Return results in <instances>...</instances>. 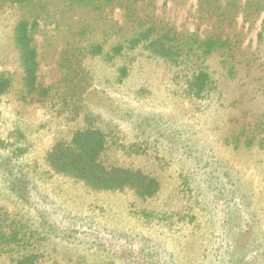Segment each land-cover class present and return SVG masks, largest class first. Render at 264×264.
Masks as SVG:
<instances>
[{"label":"rangeland","instance_id":"obj_1","mask_svg":"<svg viewBox=\"0 0 264 264\" xmlns=\"http://www.w3.org/2000/svg\"><path fill=\"white\" fill-rule=\"evenodd\" d=\"M134 7L128 23L118 3H0V73L12 80L0 99V217L26 234L41 264H264V148L234 144L264 114V14L252 25L238 19L232 63L249 57L250 70L229 77L230 64L210 61L217 89L195 100L171 68L140 50L109 63L79 55L94 43L109 51L149 13L179 32L206 29L195 0ZM20 19L38 53L40 100L23 98L11 35ZM88 126L107 135L105 162L159 181L153 198L91 190L46 167L55 140ZM26 252L0 247V264Z\"/></svg>","mask_w":264,"mask_h":264},{"label":"trees","instance_id":"obj_2","mask_svg":"<svg viewBox=\"0 0 264 264\" xmlns=\"http://www.w3.org/2000/svg\"><path fill=\"white\" fill-rule=\"evenodd\" d=\"M74 2L101 9L113 3L132 15L137 13L134 5L148 3L152 0H73ZM28 0H0L1 4L23 5ZM196 9L206 29L202 36L198 33L179 32L173 25L155 18L152 14L133 19V30L107 51L101 43H94L78 50L79 55L100 58L109 63L122 58L127 53L140 50L147 57L163 62L173 70L174 80L180 83L182 93L195 100H203L215 89L217 83L210 70V61L228 67L232 77L238 71L250 70L251 60L242 53L239 60L241 67L232 62L242 44L241 32L236 31L238 19L242 24H253L264 14V0H195ZM136 17V16H135ZM131 18V19H130ZM250 25V26H251ZM12 42L16 51L18 68L21 72L20 82L24 91L23 98L37 96L38 100L46 96L45 89H39L38 53L32 44L29 23L18 20L12 27ZM254 59H252L253 61ZM254 64V63H253ZM239 65V66H240ZM128 73L125 67L119 69L121 77ZM12 88L10 77L0 73V99ZM240 135L243 141L235 138L234 144L240 142L247 148L258 146L264 148V114L249 129L243 128ZM108 146L105 132L95 127L75 129L67 140L57 139L44 155L46 167L54 174L71 178L97 191H128L141 200L153 198L159 191V181L138 168L107 163L104 154ZM144 218L152 214L143 211ZM25 233L6 218L0 217V247L3 252L30 251L11 258L7 264H41L43 255L29 248L24 242Z\"/></svg>","mask_w":264,"mask_h":264}]
</instances>
